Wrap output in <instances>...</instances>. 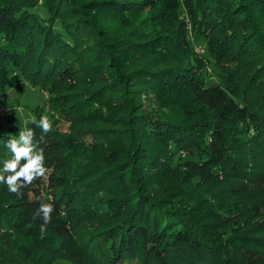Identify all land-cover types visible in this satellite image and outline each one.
<instances>
[{
    "label": "trees",
    "instance_id": "obj_1",
    "mask_svg": "<svg viewBox=\"0 0 264 264\" xmlns=\"http://www.w3.org/2000/svg\"><path fill=\"white\" fill-rule=\"evenodd\" d=\"M38 1L0 0V93L20 76L47 92L25 124L0 113V174L10 175L3 164L13 157L5 142L27 129L47 169L4 206L13 227L33 238L43 222L40 203H51L49 228L70 264L77 256L81 264H264V236L251 233L264 231V170L256 163L264 150V0H56L55 10L41 0L47 17L34 11ZM84 36L90 41L82 48L77 41ZM67 54L84 56L93 74H108L68 105L66 94L52 93L76 85L73 69L55 61ZM123 94L132 102L126 101L119 140L73 128L108 116V101ZM148 94L170 111H140L138 98ZM177 99L181 112L190 104L208 117L177 122L182 118L171 103ZM42 116L51 122L47 133L38 126ZM60 123L72 127L63 131ZM124 132L135 140L130 156L111 149L106 167L70 173L66 152L124 140ZM25 163L21 158L16 171ZM168 175L178 179L166 181ZM159 184L155 196L149 187ZM174 187L193 196L189 203L168 206ZM95 217L115 223L82 243L76 237L88 259L70 253L73 226ZM253 218L260 221L248 226ZM0 264L17 263L0 252Z\"/></svg>",
    "mask_w": 264,
    "mask_h": 264
},
{
    "label": "rangeland",
    "instance_id": "obj_2",
    "mask_svg": "<svg viewBox=\"0 0 264 264\" xmlns=\"http://www.w3.org/2000/svg\"><path fill=\"white\" fill-rule=\"evenodd\" d=\"M56 0H48V2H52L54 4L53 10H55V2ZM34 11L38 14V16L41 17H47L48 12L44 6H42L41 0L38 1V4L36 5ZM57 14H61L60 10L56 12ZM63 17L66 19V16L63 15ZM100 18H103L100 16ZM57 30L61 31V27L56 24ZM79 46H82V48L87 44L88 41H90V36H84L83 39H79L77 42H79ZM198 51L204 55L207 56V52L204 49H200L197 47ZM69 53V52H68ZM79 54H75V58L68 59L70 57L69 54L65 55V57H62L61 60L55 59L57 61V64L59 67L63 66H70V68L73 69L76 75V85L68 90H55V92H52L54 95H57L59 93H64L65 99L68 104L75 103L79 101V99L83 98L86 94V92H91L98 86L102 85L108 80V74L102 70L103 72H100L99 74H93L87 70V66L84 64L83 59H85L84 56L81 57V59L78 56ZM262 57V56H261ZM80 59V60H79ZM246 59V58H245ZM257 63V62H256ZM42 66H40L41 68ZM264 66H262L261 69H263ZM50 71V70H48ZM47 71V72H48ZM262 70H260L261 72ZM39 73H42L39 72ZM105 73V74H104ZM264 73V71H263ZM103 75V76H99ZM264 76V74H261V76ZM245 76H247V73H245ZM55 80V79H54ZM47 95V92L39 90L37 88H33L29 82H27L26 78L23 76H20L19 80L16 82L15 85H13L10 88H7L6 91L0 93V113L5 115L7 113H12L20 118L22 123H26L30 121L33 117L32 112L30 108L38 105L43 104V100L45 99ZM89 95V94H88ZM113 95V93H109V96ZM170 98L178 97L177 94L174 92L169 93ZM139 104L141 105L140 111H146L155 115L159 114H166L168 111H170V107L167 108V106H163V102H159L156 100L155 97L152 96V94H148L146 96L142 95L138 98ZM106 98L103 99L105 101ZM126 101L132 102L131 97H125V94L123 96H118L112 101H108V112L110 113L108 116H100L98 119L89 121V122H81L77 125H74L73 128L79 129V131L82 132H90V131H104L103 134L109 135V137H113L114 140H119L115 135L120 133L119 129H122L125 131V121L123 118H125V115L128 111V106L126 105ZM136 102V100H135ZM172 107H175L177 109V113H180V117L182 120H177V122L185 124L186 123H192L195 120L208 117L209 111L200 107H195L193 105L187 104V106L184 108V111L181 112L178 107V99L174 102L171 101ZM105 104L102 108V112L106 111ZM181 109V108H180ZM182 110V109H181ZM101 112V113H102ZM182 115V116H181ZM60 129L63 131H67L68 128H71L69 124H59ZM118 132V133H117ZM132 134V133H131ZM124 135L128 136L129 133L124 132ZM138 135V132L134 136ZM91 139V136L89 134L84 135L85 142H89ZM135 140H133V135L131 137H125L124 140L121 141H101L100 144L97 146L90 145L87 146L84 144L78 146L76 150L74 151H68L66 152L68 155L66 160L70 164L69 166H72L71 168V174H83L86 171H89L91 169L98 170L99 168H104L108 165L107 161L104 159V155L108 150L111 149H117L121 155L122 158H126L127 156H130L131 149L134 146ZM262 154H258L257 157V169L264 170V150L260 152ZM61 172V170H59ZM166 181L176 180L178 179L177 176H170L164 178ZM181 182V181H180ZM178 182V183H180ZM177 183V182H175ZM218 184V183H213ZM220 184V183H219ZM216 185L220 187V185ZM162 184L156 185V186H150L149 189L151 190V193L154 191H157V194L155 196L162 193L163 187ZM170 186L171 183H168ZM156 187L157 190H155ZM204 189V188H203ZM172 194L176 195L177 197H170L172 194L166 197V203L172 206H178L183 207V201L186 203L190 201V199L193 197L190 194H187L186 192H182L181 189H178L177 187H174L171 191ZM20 190H18L17 193H11L8 191L7 186L0 185V252H2L3 255L8 256L12 259L13 262L17 264H70L71 260L68 259L67 254H63L56 248L58 240L56 237L51 233V228L49 223L45 226L46 230L45 232L41 233L40 228L43 222H41L38 225V229L36 232V235L31 238L30 236H27L24 234L21 230L15 229L13 225L8 221L7 213L5 214L2 212L4 210V206L7 205V202L11 201L15 197L19 196ZM201 194V193H198ZM191 202H193L191 200ZM189 203V202H188ZM243 205V201H240L238 205ZM183 205V206H182ZM82 209L85 207L84 204H80ZM208 220V219H207ZM206 220V221H207ZM4 221H6L4 223ZM113 221L111 217H105V218H92V219H86L82 222L77 223L73 226V234L79 239H81V243L89 238V236L92 233H95L96 231H99L101 229H104ZM205 221V222H206ZM258 219H250L248 222V226L251 224L257 223ZM201 228V227H200ZM201 230V229H200ZM251 233L264 236V231L258 232L253 231ZM72 238V239H74ZM73 246L72 249H70V253L75 251L77 255H81L83 259H88L87 254L82 253L81 249L79 248L80 243H77V239L74 242H70ZM76 250H75V249ZM204 251V250H203ZM202 251V252H203ZM205 252V251H204ZM54 254V255H53ZM53 255V259L50 260V258ZM71 255V254H70ZM81 259L77 256V264H81ZM84 264H90L87 261H84ZM92 264V263H91Z\"/></svg>",
    "mask_w": 264,
    "mask_h": 264
},
{
    "label": "clouds",
    "instance_id": "obj_3",
    "mask_svg": "<svg viewBox=\"0 0 264 264\" xmlns=\"http://www.w3.org/2000/svg\"><path fill=\"white\" fill-rule=\"evenodd\" d=\"M33 122L36 123L35 118H33ZM38 126L45 133L52 130L51 122L47 116L41 117ZM33 137L34 131L32 129L21 130L18 139H10L5 142L13 157L4 161L3 171L9 172L10 175L5 177L0 174V182L5 183L11 193H17L21 187L30 185L34 179L44 176L47 171L43 165L44 150L43 148L37 149L36 144L33 143ZM42 139L43 137H41ZM21 158H24L26 163L20 167L19 171H16ZM53 210V204L40 203L37 215L42 214L43 218V224L40 228L41 233L45 232V226L50 222V214Z\"/></svg>",
    "mask_w": 264,
    "mask_h": 264
}]
</instances>
